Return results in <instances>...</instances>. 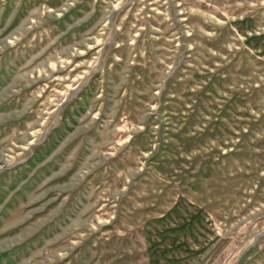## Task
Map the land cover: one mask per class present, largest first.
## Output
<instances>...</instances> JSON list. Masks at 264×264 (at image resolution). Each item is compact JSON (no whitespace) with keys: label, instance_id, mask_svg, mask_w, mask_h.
<instances>
[{"label":"rangeland","instance_id":"374dc122","mask_svg":"<svg viewBox=\"0 0 264 264\" xmlns=\"http://www.w3.org/2000/svg\"><path fill=\"white\" fill-rule=\"evenodd\" d=\"M0 264H264V0H0Z\"/></svg>","mask_w":264,"mask_h":264}]
</instances>
